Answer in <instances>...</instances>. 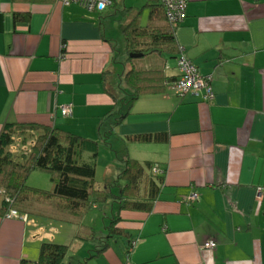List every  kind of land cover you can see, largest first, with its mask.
<instances>
[{"label": "crops", "instance_id": "crops-1", "mask_svg": "<svg viewBox=\"0 0 264 264\" xmlns=\"http://www.w3.org/2000/svg\"><path fill=\"white\" fill-rule=\"evenodd\" d=\"M152 1L113 0L89 12L77 2L0 0V131L9 121L58 124L99 141V158L115 150L117 164L128 155L164 170L153 209L121 213L131 244L111 240L95 256L85 247L64 264H264V0H187L176 39L212 76L214 98L167 90L139 96L129 110L127 71L163 67L178 75L164 55L129 60L124 52L126 25L146 21ZM112 8L121 21L108 37ZM59 104L73 114L62 116ZM150 132H167L169 141L124 140ZM32 211L40 219L0 217V264L36 259L45 239L71 240L69 222L55 225L44 208ZM101 217V224L86 219L104 235L109 217ZM210 240L214 248L202 247Z\"/></svg>", "mask_w": 264, "mask_h": 264}, {"label": "trees", "instance_id": "trees-1", "mask_svg": "<svg viewBox=\"0 0 264 264\" xmlns=\"http://www.w3.org/2000/svg\"><path fill=\"white\" fill-rule=\"evenodd\" d=\"M152 2L149 6L150 17L146 21L138 18V21L126 25L124 52L129 60L153 54L164 55L170 60H175L177 66L178 57L181 54L186 55L176 39V28L181 20L173 22L167 18L162 0ZM113 3L112 0L108 7H112ZM23 15L27 16L26 13ZM23 15L16 13L15 19H20ZM168 69L138 68L126 72L124 79L133 91L127 103L129 110L131 103L141 95L160 94L167 90L172 92L169 86L178 80L179 69L177 68L178 75L167 72ZM104 78L105 90L110 93L109 75L107 76L106 72ZM208 83L213 96L210 98L204 95V98L211 101L215 96L211 84L212 76ZM191 92L196 91L182 95L172 93L183 96ZM61 106L63 104H59L58 108L62 116L73 114H63ZM125 114L126 111L120 118ZM169 136L167 132L138 133L126 136L124 140L134 143H164L169 141ZM16 148H20L19 155L13 153ZM99 150V141L59 127L58 124L15 121L4 123L0 131V190L4 191V194L0 193V217H4L13 209L26 221L31 219L29 214H33L32 209L35 208L32 206L43 205L60 214L77 218L76 221L82 220L83 216L86 220L93 210L101 209L108 212L110 219L104 235H101L93 223L76 222L55 212L47 215L58 224L66 221L73 224L71 240L65 243L45 239L40 244L37 258L22 260L20 264H64L68 255H77V252L85 247L93 248L95 256L103 253L110 246L111 240L125 238L131 244L135 235L120 226L121 213L125 210L150 212L159 198L164 176V172L160 174V171L164 170L160 169L157 162L141 161L125 155L118 179L106 180L104 187L98 186L96 174ZM36 170L50 174L52 188L41 189L27 183L29 175ZM117 181L120 184L115 194L112 191L115 184L111 182ZM110 201H116L115 210V207L111 210L102 207ZM43 206L39 207L44 208ZM50 209L44 208L47 212ZM129 247L128 245L127 248Z\"/></svg>", "mask_w": 264, "mask_h": 264}, {"label": "built area", "instance_id": "built-area-1", "mask_svg": "<svg viewBox=\"0 0 264 264\" xmlns=\"http://www.w3.org/2000/svg\"><path fill=\"white\" fill-rule=\"evenodd\" d=\"M63 4H70L72 2H77L82 5L89 12H102L107 6H109L112 0H60ZM187 0H162L165 7V12L167 18L170 21L176 22L177 20H183L185 17V6ZM177 67L179 69L178 80L173 82L169 86L170 90L175 94H184L189 91H201L205 97H212L213 92L208 83L210 81V75H204L198 69L192 60H190L186 55L181 54L177 59ZM70 105L61 106L62 112L64 114H71L72 110ZM261 191V189H259ZM1 194H4L3 190H0ZM197 197L196 193L191 195L194 199ZM4 218H17L24 220V217L20 215L17 210L11 209L8 213L4 215ZM204 248H214L215 244L212 240L206 242L202 245Z\"/></svg>", "mask_w": 264, "mask_h": 264}, {"label": "rangeland", "instance_id": "rangeland-1", "mask_svg": "<svg viewBox=\"0 0 264 264\" xmlns=\"http://www.w3.org/2000/svg\"><path fill=\"white\" fill-rule=\"evenodd\" d=\"M106 8L103 9V11H105ZM117 12H118L119 15H121V10L119 8H116V9L115 8H112L111 9V12H110L111 15H109L108 17H106V18H110V25H106L107 36L108 37L110 36L109 33H111V32H116L117 33L119 31V25H120V21H121L120 18H118V17H114L115 19L112 18L113 17L112 14L117 13ZM112 26L114 27V30H111V27ZM61 111H62V109H61ZM112 138H113V140L115 139L114 136ZM114 145H115V148H116L117 147L116 146L117 143L115 142ZM120 145H122V144H120ZM103 147L104 146H101V150H103ZM19 149L16 148L13 153L16 154V155H19L21 153V151ZM116 149H118V148H116ZM116 155H117V153H116L115 150H113V154H112V156L110 158H107V157H104V156L100 155V158H99L98 164H97V174H96V179H97V185L98 186H103L104 187L105 184H106V180H108V181H111L112 180L113 181V180H117L118 179V174L120 173L123 165L122 164H117L118 160H116V161L113 162V160L116 158ZM163 172L164 171H160V174H163ZM27 183L29 185L33 186V187H38V188H41V189H50L53 186V182L50 179V174L48 172L41 171V170L33 171L29 175L28 180H27ZM112 183L115 184L112 187V191H113V193L117 194L118 187H119L118 184H120V182L119 181H117L115 183L114 182H111V184ZM116 205H117L116 201L115 202L110 201L107 205H102V207L103 208H107L109 210H111V208L115 207L114 208V210H115L117 208ZM39 206H43V205H38V206L37 205H34L32 207H37L38 208ZM43 207L45 209H47V210L50 209L48 206H43ZM50 211H48V215H52L53 212H55L56 214L60 215L61 217H66V218H68L70 220H73V221H76V219H77V218H74V217L69 216V215L64 214V213L60 214V213L54 211L52 208L50 209ZM37 212L38 211L33 212V215L37 219H40L37 216L38 215ZM102 212L105 215H108V212L105 209H102ZM102 212H101V210H93L91 213L88 214V216H94L95 219L97 220V223L101 224ZM83 218H85V217L83 216ZM83 218H82V220H80L81 222H84V223H86V221L89 222L88 219L84 220ZM80 221L77 220L76 222H80ZM109 221H110V219H107V224L109 223ZM55 225H59V224L58 223H55ZM65 227L67 229L68 228L69 229L70 228H73V224H70L69 223V224L65 225ZM53 230L55 231V229H53ZM97 231H98V229H97ZM62 237H63L62 239H65V236H62ZM69 256L70 255H68L67 257H69ZM86 257H89V255L87 254Z\"/></svg>", "mask_w": 264, "mask_h": 264}, {"label": "water", "instance_id": "water-1", "mask_svg": "<svg viewBox=\"0 0 264 264\" xmlns=\"http://www.w3.org/2000/svg\"><path fill=\"white\" fill-rule=\"evenodd\" d=\"M133 56H138V55H136V54H133Z\"/></svg>", "mask_w": 264, "mask_h": 264}, {"label": "clouds", "instance_id": "clouds-1", "mask_svg": "<svg viewBox=\"0 0 264 264\" xmlns=\"http://www.w3.org/2000/svg\"><path fill=\"white\" fill-rule=\"evenodd\" d=\"M2 218H4V217H2Z\"/></svg>", "mask_w": 264, "mask_h": 264}]
</instances>
